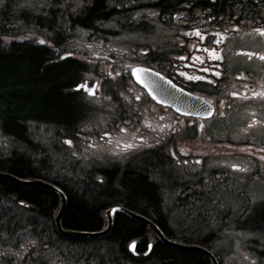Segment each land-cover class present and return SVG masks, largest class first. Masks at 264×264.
I'll list each match as a JSON object with an SVG mask.
<instances>
[{
    "label": "flooded vegetation",
    "instance_id": "obj_1",
    "mask_svg": "<svg viewBox=\"0 0 264 264\" xmlns=\"http://www.w3.org/2000/svg\"><path fill=\"white\" fill-rule=\"evenodd\" d=\"M56 1L63 7L79 3L82 15L98 0L51 2ZM102 1L108 14L95 18L94 26L33 38L54 54L52 60L80 64L70 90L84 106L75 125H47L56 152L48 158L55 169L51 179H40L57 185L55 175L71 177L80 188L92 182L107 187L102 193L110 197L125 174H144L159 199L156 211H145L169 218V232L158 225L166 237L213 248L218 257L213 247L221 242L218 234L176 226L172 218L185 214L198 224L218 216L219 232L226 211L219 194L244 196L248 189L264 194V0ZM65 53L73 55L62 58ZM134 68L159 72L192 99L182 108L156 99L136 79ZM15 143L16 151L27 153ZM114 206L144 214L127 197H118L97 209L99 229L106 227V211ZM120 214L132 217L116 211L113 226ZM154 235L129 242L136 241V255L126 264L151 260L148 250L157 241L166 244ZM140 242L146 245L139 249Z\"/></svg>",
    "mask_w": 264,
    "mask_h": 264
},
{
    "label": "trees",
    "instance_id": "obj_2",
    "mask_svg": "<svg viewBox=\"0 0 264 264\" xmlns=\"http://www.w3.org/2000/svg\"><path fill=\"white\" fill-rule=\"evenodd\" d=\"M102 4L103 1L98 0L82 15L71 11L70 6L56 8L60 11L56 17L61 19L49 25L43 13H32L20 0H3L0 3V132L27 143L28 147L38 148L43 158L51 156L49 148L31 138L28 122L59 127L77 123L84 106L79 95L70 88L81 72L80 64L73 59L56 62L52 60L54 54L45 45L18 36L33 31L61 32V22L67 17L71 26H91L95 18L108 14ZM38 7L43 9L42 5ZM54 9L50 7L52 14ZM52 14L49 16L55 17ZM53 146L55 142L52 140ZM65 152L71 156L68 150ZM28 157L4 156L0 158V171L17 178L35 179L45 175L51 179L50 173L45 174L47 166L44 159L36 157L37 163L44 164L42 173ZM56 184L63 187L58 180ZM87 184L92 182H84L77 190L85 192L84 195H75V189L63 187L67 206L61 223L65 229L99 230L101 220L97 209L100 205L111 203L118 197H127L132 208L140 207L142 215L151 218L167 232L171 230L167 216H149L145 211L159 208L156 185L148 181L146 175L137 172L125 174L116 188L117 194L110 197L102 193L107 191V187L92 184L94 189L83 190ZM59 198L49 187L23 185L11 177L0 176V264H75L80 258L93 257L101 258V264H120V260L125 263L129 258H135L136 254L128 249L133 238L146 236L148 231L155 238V232L147 229L143 221L123 214L116 217L113 228L104 238L66 237L59 232L55 222L54 213L61 204ZM28 211H34V215L29 216ZM241 226L261 231L264 236V202L255 206ZM103 240L118 245L117 252L100 256L87 244L96 243L94 246L97 248L98 242ZM76 242L83 245L77 248ZM144 245L145 242H140L138 248ZM151 249L148 257L152 261L160 259L161 264H212L207 254L200 251L183 250L159 241ZM259 254L264 258V243ZM151 260L144 264H151Z\"/></svg>",
    "mask_w": 264,
    "mask_h": 264
},
{
    "label": "rangeland",
    "instance_id": "obj_3",
    "mask_svg": "<svg viewBox=\"0 0 264 264\" xmlns=\"http://www.w3.org/2000/svg\"><path fill=\"white\" fill-rule=\"evenodd\" d=\"M52 1V0H51ZM47 2L45 0H21V4H24L32 13L42 14V16H46L47 22L50 25L51 23L54 24L57 21H60L61 18L56 17L57 10L56 8L63 7L57 2ZM47 2V3H46ZM42 5L43 9H40L38 6ZM44 5V6H43ZM77 5H80L77 3ZM77 5L71 6V11L74 13H77L80 7ZM41 7V6H40ZM50 7L55 8L52 14V10H50ZM40 12V13H38ZM60 13V11L58 12ZM52 14L55 17L49 16ZM45 18V17H44ZM67 17L66 19H68ZM63 19L62 25L60 27L61 32H77L78 28L71 26L68 20ZM39 35H41L39 32H28L26 34H22L20 38H27L30 37L31 39L36 38L38 39ZM27 36V37H26ZM10 38H5V40H9ZM29 39V38H27ZM8 45V44H5ZM29 130H32L31 136L33 139L44 146V148H49V152L53 157H55V151L51 147V137H50V131L47 128L46 124H42V122L37 121H31L28 122ZM53 130V129H51ZM68 129L65 128V135L68 137H72V135L68 132ZM15 142H19L17 139L5 136L0 132V158H3L4 156H15V155H22L26 157H30V161L32 164H37L39 166L40 171L43 173L44 164L47 166V169L45 170V174L47 173H53L54 174V164L53 161L46 157L47 159L43 158L42 154L38 153V148L35 147H28V144L21 141V150L27 152L23 153L22 151L18 150L16 151V147L18 145ZM53 151V152H52ZM53 153V154H52ZM40 159H44L43 163H37L36 157ZM61 156V155H60ZM59 156V157H60ZM28 157V158H29ZM67 165V164H66ZM69 167V166H68ZM56 180H58L60 183L66 186L67 189H75V191L79 190L80 187H75L76 181L71 177H58L54 176ZM88 189H94L92 184H87L83 190ZM75 195H78L77 193H74ZM222 203L224 204V208H226V211L223 212V215H221V218L224 221V227L220 228V231L218 232L216 229L219 228V220L220 217L218 216H212V217H206L203 219V222H199L198 224L195 221V217H191L189 215H176L173 216L172 220L174 222V225H184L185 227H189L192 230H196L200 232V230L204 233H207L209 230H212V233L214 235H219V238L216 240L221 241L220 243H213L214 250L217 252L219 259L221 260L222 264H264V260L259 254V251L263 247L264 243V236L261 231H253L250 229L243 228L241 226L243 224V221L245 218L248 217V215L254 211V208L257 204L264 202V194H260L255 190H249L248 193L244 196L242 195H235L231 194L230 192H224L223 194L218 195ZM60 203V202H59ZM59 209H56L55 214H57V211ZM28 215H34V211H28ZM215 218V224H213ZM207 219V220H206ZM167 224V223H166ZM200 229H198V228ZM147 235H151V233L148 231ZM64 243L68 244V241H65ZM77 248L83 245V243L76 242L75 243ZM86 244V243H85ZM88 246H91V249L96 250L101 255H108L109 253H115L117 252L118 245H114L109 243L106 240H103L101 242H98L97 248H95V244L87 243ZM152 261V260H151ZM102 260L101 258H80L77 260V263L75 264H101ZM125 264L122 260H120V264ZM151 264H156L155 261H152Z\"/></svg>",
    "mask_w": 264,
    "mask_h": 264
},
{
    "label": "water",
    "instance_id": "obj_4",
    "mask_svg": "<svg viewBox=\"0 0 264 264\" xmlns=\"http://www.w3.org/2000/svg\"><path fill=\"white\" fill-rule=\"evenodd\" d=\"M71 54L72 53H65L63 56L66 57V56H70ZM136 69H143V68H136ZM135 77L141 84H143L154 95V97H156V99L158 98L162 102H165V103H168V104H171L174 106H179L180 108H182L184 103H186L187 101H190V99H192V98H189L188 96L184 95L180 89L175 87L166 78H162L160 75L158 76L155 74H151L149 71H137L135 73ZM3 175H4L3 172H0V176H3ZM11 179L20 183V184H23V185H29V186L39 185V186L49 187L61 196L62 205H61L60 210L56 214L55 221H56V225H57L59 232L66 237H103V236H107L112 229L115 212L119 210V211H123V212L127 213L128 215H130L134 218H138V219L146 222L147 224H149L153 228V230L156 232L158 238L161 241L165 242L166 244H169V245H172V246L184 249V250H197V251L204 252L210 257L212 264H219L215 255L210 250H208L207 248H205L203 246H199V245L182 244V243H179L177 241L170 240V239L165 237L162 230L156 224H154L150 219H148L147 217L138 215V214H136L130 210H127L123 207H120V206L112 207L106 211V218L108 221V225L104 229L94 230V231L80 230V229H65L61 224V219H62L64 212H65V209H66L65 208L66 207V196L60 187H58L55 184H52L50 182H47L45 180L37 179V178H35V179H22V178H17V177H11ZM133 248L134 247L132 244L130 246V250L133 251Z\"/></svg>",
    "mask_w": 264,
    "mask_h": 264
},
{
    "label": "bare ground",
    "instance_id": "obj_5",
    "mask_svg": "<svg viewBox=\"0 0 264 264\" xmlns=\"http://www.w3.org/2000/svg\"><path fill=\"white\" fill-rule=\"evenodd\" d=\"M57 2V1H56ZM25 15V14H24ZM1 172V171H0ZM3 176H5V177H15V176H13V175H10L9 173H4L3 172ZM22 179H30V178H22ZM37 179H40V178H37ZM58 186V185H57ZM62 189V188H61ZM62 191L64 192V194H65V196H66V206H67V195H66V192L62 189ZM59 195V194H58ZM59 197L61 198V196L59 195ZM61 205H62V200H61V204H60V208H61ZM60 208H59V210H60ZM66 208V207H65ZM58 210V211H59ZM58 213V212H57ZM135 213V212H134ZM136 214H138V215H141V216H144V215H142V214H139V213H136ZM55 217H56V215H55ZM145 217V216H144ZM136 219H138V218H136ZM62 220V219H61ZM140 220V219H139ZM142 221V220H141ZM56 222V221H55ZM62 224V223H61ZM57 226V225H56ZM187 245H195V244H187ZM200 245V244H199ZM205 247V246H204ZM150 250H151V248L149 249V251L146 253V254H148L149 252H150Z\"/></svg>",
    "mask_w": 264,
    "mask_h": 264
},
{
    "label": "snow or ice",
    "instance_id": "obj_6",
    "mask_svg": "<svg viewBox=\"0 0 264 264\" xmlns=\"http://www.w3.org/2000/svg\"><path fill=\"white\" fill-rule=\"evenodd\" d=\"M3 2V0H0V3H2ZM40 43H44V41H40ZM137 71H151L150 69H132V72H133V74L135 75V73L137 72ZM156 75H160V73L159 72H157L156 73ZM188 79H192V77H188ZM197 79H203V77H197ZM67 143H71L70 141H66ZM114 211V210H113Z\"/></svg>",
    "mask_w": 264,
    "mask_h": 264
}]
</instances>
